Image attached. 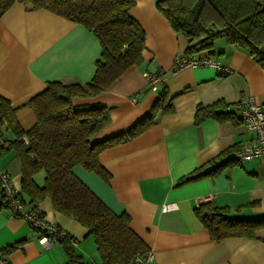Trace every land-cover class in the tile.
<instances>
[{
	"label": "crops",
	"instance_id": "crops-1",
	"mask_svg": "<svg viewBox=\"0 0 264 264\" xmlns=\"http://www.w3.org/2000/svg\"><path fill=\"white\" fill-rule=\"evenodd\" d=\"M157 1L135 0L129 12L145 34L140 64L130 65L106 89L74 97L73 102L107 111L109 121L94 142L128 131L161 96L170 110L159 112L138 134L126 135L100 152L108 180L80 165L72 171L114 213L130 216V227L153 251L154 264H264V229L256 230L254 237L216 241L194 213L199 203L211 201L227 208L231 218L264 217V160L230 163L215 175L181 182L202 165L207 164L201 171L205 172L229 160L253 138L242 122L239 104L248 96L264 104V68L245 49L218 37L211 48L189 56L215 58L221 69L176 70L174 58L186 55L188 38L172 28ZM100 53L98 39L82 24L16 1L0 19V96L17 108L18 122L27 130L35 115L24 104L50 81L88 83ZM145 73L161 76L157 91ZM218 100L230 113L222 120L207 118L196 124L197 106ZM230 148L234 149L223 155ZM0 170L7 171L20 189V162L13 150L0 155ZM44 178L43 171L33 176L38 186ZM38 209L77 242L71 246L85 264H103L85 227L55 210L49 197ZM40 237L39 230L0 207V256L9 264H66L63 245L45 246Z\"/></svg>",
	"mask_w": 264,
	"mask_h": 264
},
{
	"label": "trees",
	"instance_id": "trees-1",
	"mask_svg": "<svg viewBox=\"0 0 264 264\" xmlns=\"http://www.w3.org/2000/svg\"><path fill=\"white\" fill-rule=\"evenodd\" d=\"M16 1L26 8L47 9L82 24L98 39L101 53L88 83L50 81L24 104L35 115V123L27 130L18 122L17 108L0 96V155L13 150L18 158L20 194L27 206L37 208L45 197H49L55 210L72 217L94 237L103 264H130L136 255L148 250L131 229L130 216L125 212L114 213L74 175L72 169L80 165L108 180L110 174L99 162L100 152L126 135L138 134L153 123L159 112L165 113L170 108L161 96L150 113L128 131L94 142L92 138L109 121L107 111L99 105H75L73 98L106 89L126 68L142 61L145 34L129 14L135 0H0V19ZM156 7L175 31L188 38L186 55L211 48L214 40L220 37L245 49L264 68V0H158ZM227 107L222 100L208 106L198 105L194 121L199 124L207 118L222 120L230 113ZM234 162L233 155L205 172L201 171L207 164L202 165L181 182L215 175L223 166ZM39 171L45 174L42 186L36 185L33 179ZM25 197H28L27 201ZM0 207L8 209L2 192ZM194 213L216 241L234 236L254 237L256 230L264 229V217L231 218L227 208L211 201L199 203ZM49 236L55 243L63 245L66 264H85L71 246L73 238Z\"/></svg>",
	"mask_w": 264,
	"mask_h": 264
},
{
	"label": "built area",
	"instance_id": "built-area-1",
	"mask_svg": "<svg viewBox=\"0 0 264 264\" xmlns=\"http://www.w3.org/2000/svg\"><path fill=\"white\" fill-rule=\"evenodd\" d=\"M176 70L196 67H212L221 69L220 63L209 56L192 57L178 55L174 58ZM152 90H158L162 78L159 74L145 73ZM135 101V98L132 99ZM241 119L247 130L254 133L253 138L240 146L234 154V160L242 163L249 160H264V104H256L251 96L240 101ZM0 192L5 197L10 215L26 222L30 227L43 231L39 241L45 246L54 243L49 235L55 234L58 238H71L70 235L57 225L48 222L43 213L37 208H30L25 204L20 189L17 188L7 171L0 170ZM165 207L164 209H166ZM73 244L77 242L71 239ZM0 264L9 262L0 256ZM130 264H154L153 251L148 249L144 254L136 255Z\"/></svg>",
	"mask_w": 264,
	"mask_h": 264
}]
</instances>
